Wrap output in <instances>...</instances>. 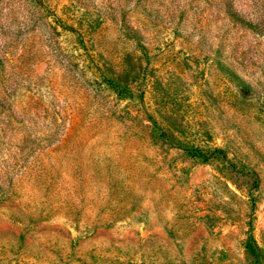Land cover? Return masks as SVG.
Here are the masks:
<instances>
[{"label":"rangeland","instance_id":"374dc122","mask_svg":"<svg viewBox=\"0 0 264 264\" xmlns=\"http://www.w3.org/2000/svg\"><path fill=\"white\" fill-rule=\"evenodd\" d=\"M0 264H264V0H0Z\"/></svg>","mask_w":264,"mask_h":264}]
</instances>
